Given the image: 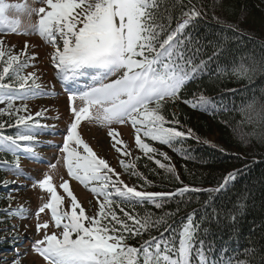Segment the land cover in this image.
Masks as SVG:
<instances>
[{"label":"snow or ice","instance_id":"snow-or-ice-1","mask_svg":"<svg viewBox=\"0 0 264 264\" xmlns=\"http://www.w3.org/2000/svg\"><path fill=\"white\" fill-rule=\"evenodd\" d=\"M34 3L42 6L33 8L27 3L0 0V34H38L53 48L50 59L62 82L74 81L84 75L91 77L92 83L86 90L69 93L72 121L63 145L59 147L62 157L49 163L48 168L58 171L62 162L67 176L96 197L98 210L88 215L70 189L68 180L61 178L62 183L57 186L53 175L45 173L42 180L32 184L33 188L38 186L47 194L46 201L34 214L36 235H43L32 242V251L43 258L45 264H192L193 259L198 260V264H217L208 260L204 241L198 240L200 225L194 221L193 214L187 217V222L182 223L173 238H152L139 248L128 245L126 241L130 236L140 235L141 230L146 231L161 221L133 215L122 205L133 200H149L159 208L161 204L156 203V197L166 194L141 192L124 184L119 174L97 155L78 131L82 121L107 128L112 147L123 156L130 155V152L118 138L119 133L112 129L113 124L130 122L136 133L135 144L146 155L157 150L145 143L142 136L172 147L179 138L189 135L190 129L184 133L166 126L179 121L167 120L162 109L166 100L179 97L181 89L201 67L193 65L191 58H186L180 51L184 41L178 39L201 12L195 9L184 12L186 19L169 31L158 16L161 0H34ZM14 11L23 13L29 21L36 15L37 22L24 25L20 19L10 16ZM28 47L25 43L24 48L16 53L12 50L15 46H6L0 39V104L7 101V108L0 109V115L14 114V100L39 94L41 86L36 74H24V70L31 66L29 61L36 59L34 55H28ZM250 71H264V65L259 68L240 65L233 69L240 76H246ZM77 99L79 106L75 104ZM209 103L206 97L200 96L192 106L206 109ZM248 107L254 108L255 102ZM21 111H27V106L15 109V113ZM258 116L264 120V104H261ZM30 121H33L31 115H18L15 124L9 125L16 127L17 133L14 136L0 135V153L15 156L13 163L0 160V168L26 179L31 177L21 169L17 153L23 150L32 160H38L34 144L36 128L46 127ZM3 127L4 124L0 123V128ZM159 155L168 159L164 153ZM156 163L166 171L174 172L173 168L159 161ZM120 164L125 169L134 167L123 160ZM233 178V174H229L225 183ZM11 182L14 181L3 180L0 184L7 186ZM58 188L67 194L69 209L64 208L65 197L58 193ZM185 191L189 189H182L179 194ZM40 199L45 200V196ZM116 208L123 213V218L117 214ZM46 210L50 212V219L41 220V214ZM4 214L18 219L28 218L22 207L13 211L11 204ZM50 227L59 232L49 233ZM4 231L12 233L13 241L19 239L15 225ZM11 264H20V260L14 259Z\"/></svg>","mask_w":264,"mask_h":264},{"label":"trees","instance_id":"trees-1","mask_svg":"<svg viewBox=\"0 0 264 264\" xmlns=\"http://www.w3.org/2000/svg\"><path fill=\"white\" fill-rule=\"evenodd\" d=\"M192 9L201 15L178 39L184 41L180 51L201 67L179 97L166 100L162 109L167 120L179 121L166 126L184 133L190 129L191 133L172 147L142 136L157 151L146 155L139 148L127 150L130 155L121 159L134 167L125 169L120 162L114 167L129 187L166 194L156 197L159 208L149 200L122 205L133 215L161 221L126 242L139 248L152 238H173L193 214L200 225L198 240L204 241L209 261L264 264V120L258 116L264 104V71H250L246 76L233 72L240 65H264V0H161L158 16L171 31L186 19L183 13ZM28 68L24 74L30 73ZM200 96L210 101L206 109L192 106ZM17 101L21 106L30 102ZM253 102L255 107L250 109L248 105ZM18 115L27 116L23 111L0 115L4 124L0 135L17 133L18 129L9 125L15 124ZM17 155L19 164L28 161L29 154L23 150ZM0 160L13 163L15 156L0 153ZM156 161L174 172L161 168ZM229 174L234 178L225 183ZM11 177L16 176L0 168V181H12ZM10 184H0V254H10L13 241L4 231L11 227V219L4 214L9 208L5 194ZM185 188L189 191L179 194ZM115 211L123 218L119 208ZM192 264H198V260L193 259Z\"/></svg>","mask_w":264,"mask_h":264},{"label":"rangeland","instance_id":"rangeland-1","mask_svg":"<svg viewBox=\"0 0 264 264\" xmlns=\"http://www.w3.org/2000/svg\"><path fill=\"white\" fill-rule=\"evenodd\" d=\"M8 3H27L30 7L38 8L42 5L34 3V0H6ZM12 18H18L22 21L24 25L29 23L35 24L37 16L33 15L31 20L27 18L23 13L12 12L10 13ZM23 30V29H22ZM0 39L5 41L6 46H15L13 51L19 53L23 48L25 43L28 44V55H34L35 60L29 61L30 67L28 72L35 73L37 83L41 86L38 90L39 94L28 97L27 111H23L24 115L34 116L33 121L29 123H36L41 126L36 128L44 130L36 135L35 152L39 157L38 160H32L30 154L26 156L28 161H22L20 163L21 169L24 173L31 177V179H26L24 176L21 177H11L10 186L6 192V201L11 204V209L13 211L23 208L25 210V216L27 219H18L16 217L9 216L11 227L15 225L18 229L16 233L19 237L18 240L12 242L10 249V254H1V260L4 264H11L14 259H19L20 264H45L43 258L39 257L31 249L32 242L35 239L42 237L36 235L35 224V212L38 207L41 206L47 199V194L41 192L39 187L33 188V181L42 180L45 173L52 174L54 177V184L59 185L62 183V179L69 181L70 189L76 196L79 203L84 207L88 215H93L96 208V197L83 187L79 182L72 180L67 176L66 168L58 165V171L51 170L48 168L49 163H55L56 158L62 157L59 152V147L63 145L64 137L67 134V128L72 121V116L70 112V102L68 99L70 92L84 91L92 83L91 77L88 75L83 76V78L77 77L74 81L69 80L66 82H61L58 79L57 69L51 62L50 56L53 52L51 45L45 44L44 41L39 37L38 34L32 35H0ZM21 59H26V57H21ZM115 79V77H112ZM75 83L76 86H72ZM80 83V84H77ZM77 106L80 105L79 99L75 101ZM18 101H13V113L15 115V109L22 108ZM7 108V101L0 104V109ZM39 109H41L39 111ZM37 113L41 115L37 116ZM112 129L119 133V139H121L124 144L127 145V150H138L135 142V129L132 127L131 123L125 124H113ZM78 131L81 133L82 138L90 147L97 153L98 156L104 158L109 165L114 169L116 165L122 160L123 155L118 153L115 148L112 147V138L108 136L107 128L101 127L99 124L89 123L87 121H82ZM122 147V146H121ZM30 156V157H29ZM121 180L124 181V177L120 176ZM58 193L65 197L64 208L69 209L70 201L67 194L63 192L62 189L58 188ZM45 196V200H41V196ZM11 197V199H9ZM50 212L48 210L41 214V220H49ZM27 225V227H25ZM10 227V228H11ZM49 233L59 230L54 227L49 228ZM7 236L12 237V233L8 232Z\"/></svg>","mask_w":264,"mask_h":264}]
</instances>
